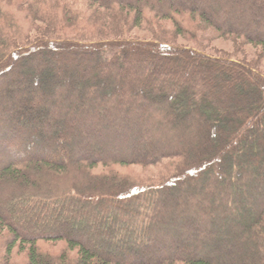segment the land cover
<instances>
[{"label":"trees","instance_id":"obj_1","mask_svg":"<svg viewBox=\"0 0 264 264\" xmlns=\"http://www.w3.org/2000/svg\"><path fill=\"white\" fill-rule=\"evenodd\" d=\"M246 45L264 0H0V264H264Z\"/></svg>","mask_w":264,"mask_h":264},{"label":"rangeland","instance_id":"obj_2","mask_svg":"<svg viewBox=\"0 0 264 264\" xmlns=\"http://www.w3.org/2000/svg\"><path fill=\"white\" fill-rule=\"evenodd\" d=\"M165 27H166V29H170L171 30L172 29V23L169 22V21H166L165 22ZM130 32L132 33L133 36H136V37L138 35H140L142 37H145V36L147 37L148 35H150L148 31L139 30V29H136V28L135 29H131ZM173 39L177 43L186 42V44H189V45L194 43L193 40L184 39V38L182 39V37H180L178 35L174 36ZM199 42H200V44L202 46H208V47H206L208 50L213 49V50H217V51H223V52H226V53H231L233 51V49H234L233 42L230 39H226V38L215 37L213 39H209L208 36L205 35L203 38L200 39ZM244 48H245V50L247 52L246 53V57L248 59H255L256 58L257 60H259L260 67L262 69H264V55L258 56L257 55L258 54V52H257L258 49L253 47V46L246 45V46H244ZM157 168H158L157 166L148 167V168H145L143 171H141V173L146 174L149 177V175L152 176L156 172ZM129 169L130 170H134L136 172L140 171L139 167H137V166L136 167H128L126 170H129ZM1 238H4V237L0 233V239ZM47 245L49 247L52 246L50 244H47ZM57 246H58V244H57ZM21 257H22V253H18L17 251H14L13 252V256H12L14 264H20L21 263Z\"/></svg>","mask_w":264,"mask_h":264}]
</instances>
